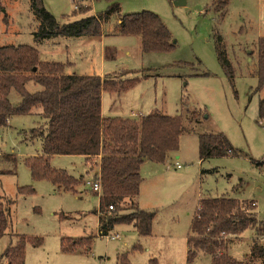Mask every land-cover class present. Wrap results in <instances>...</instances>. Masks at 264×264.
<instances>
[{"label": "rangeland", "instance_id": "374dc122", "mask_svg": "<svg viewBox=\"0 0 264 264\" xmlns=\"http://www.w3.org/2000/svg\"><path fill=\"white\" fill-rule=\"evenodd\" d=\"M184 1L117 0L120 15L151 11L170 31L172 49L147 53L141 50L139 36L117 33V13L102 21L101 33L37 41L33 32L38 21L30 1L0 0V46L30 45L38 50L40 60L65 63L66 73L118 76L124 72L120 76L124 82L149 74L119 93L102 90L103 114L132 119L152 113L177 115L187 128L178 136L177 150L165 161L146 160L140 165L137 204L156 212L151 233L138 237L130 224L119 223L106 237L97 234L99 195L86 184L94 180L97 167L91 169L80 155L48 158L50 167L77 180L74 191L58 188L47 177H33L26 158L41 155V140H24L21 130L37 127L43 120L37 112L9 118L0 127V209L6 220L0 253L15 243L18 234L40 242L25 243L24 264H118L122 254L130 264H151V259L155 264H185L190 216L205 197L253 200V211L264 226V120L256 118L264 90L249 96L256 85L251 53L258 36H264V0H230L221 20L212 11L211 0ZM42 2L59 26L81 16L78 6L89 7L86 14L104 18L110 3ZM216 30L233 68L231 80L217 60ZM26 89L34 92L40 86L29 81ZM9 99L16 104L20 97L11 90ZM191 112L197 118L190 120ZM203 133H222L240 154L199 161L198 136ZM176 163L182 168L175 169ZM24 187L31 192L20 193ZM254 231L247 228L232 236L227 252L241 259ZM115 235L119 238L109 239ZM81 238L85 242L77 250H62L66 240ZM208 259L201 253L195 262L206 264Z\"/></svg>", "mask_w": 264, "mask_h": 264}, {"label": "trees", "instance_id": "16d2710c", "mask_svg": "<svg viewBox=\"0 0 264 264\" xmlns=\"http://www.w3.org/2000/svg\"><path fill=\"white\" fill-rule=\"evenodd\" d=\"M30 10L38 21L33 37L37 41L51 37H79L101 33L102 21L118 13L117 0L110 3L104 18L86 14L89 7L78 6L81 16L62 26L43 6L42 0H29ZM230 0H211L210 7L218 19H223ZM117 33L137 35L143 52H167L174 47L170 31L161 18L147 10L118 15ZM217 60L231 80L233 68L223 52L224 41L216 30ZM252 52V51H251ZM256 85L249 89V96L264 90V36H258L254 52ZM250 55V58L252 57ZM65 63L40 60L38 50L27 44L0 46V127L14 115L37 112L43 124L21 130L24 140H41V155L26 158L33 177H47L60 189L74 191L78 183L64 170L52 168L48 158L53 155H80L98 172L99 180L97 234L107 236L114 225L130 224L138 236L151 233L156 212L138 207L137 197L141 182L140 165L143 160L163 162L170 152L178 148V136L186 131L181 116L152 113L132 119L129 117L103 116L101 92L119 93L131 87L138 78L123 81L120 76L66 73ZM130 71V70H128ZM127 71V72H128ZM132 72H134L132 70ZM31 81L40 89L29 92L26 84ZM14 90L20 97L12 104L9 93ZM260 95V94H259ZM197 118L191 112L190 120ZM257 121L264 120V93L258 98ZM240 153L222 133H203L198 136L200 160L214 156H238ZM31 192L28 187L20 193ZM112 206V209H109ZM254 201L219 196L199 199L186 236L185 264H196L201 253L208 255L206 264H264V240L252 237L248 251L241 259L228 252L231 237H237L247 228L262 235L264 226L257 219ZM4 210L0 209V237L6 223ZM13 245L0 253V262L24 264V245L29 240L33 246L37 239L16 235ZM264 237V235L262 236ZM87 240L89 248L90 241ZM91 240V239H90ZM62 250L74 251L85 242L83 239L66 240ZM118 264H130L126 255L118 256ZM155 264L154 259L150 260Z\"/></svg>", "mask_w": 264, "mask_h": 264}, {"label": "built area", "instance_id": "2783aa9c", "mask_svg": "<svg viewBox=\"0 0 264 264\" xmlns=\"http://www.w3.org/2000/svg\"><path fill=\"white\" fill-rule=\"evenodd\" d=\"M175 167L176 168H180L181 165L176 163ZM86 184L89 185L90 189L93 192H95V193H97L99 195V193L101 191V184H100V181L98 179L97 180H93L92 182L86 181ZM109 209H112V206H109ZM116 237H117L116 235L115 236H110L109 239H114ZM252 237L257 239V240H259L260 242L264 240V237H262V235H259L257 233H253Z\"/></svg>", "mask_w": 264, "mask_h": 264}, {"label": "crops", "instance_id": "0c3cea01", "mask_svg": "<svg viewBox=\"0 0 264 264\" xmlns=\"http://www.w3.org/2000/svg\"><path fill=\"white\" fill-rule=\"evenodd\" d=\"M101 95H102V94H101ZM101 114H102L103 116H109V115H104L103 112H102V110H101ZM130 114H133V113H130ZM139 118H140V117H139ZM139 118H138V119H139ZM145 161H146V160H143V162H145ZM199 161L203 162V160H200V159H199ZM143 162H142V163H143ZM181 168H182V167H180V168H176V167H175V169H181ZM97 172H98V169H97V171H96L95 173H97ZM201 172H202V171H201ZM140 184H141V183H140ZM97 195H98V194H97ZM137 199H138V197H137ZM192 215H193V214H191L190 219H191ZM189 222H190V221H189ZM116 236H117V235H116ZM137 236H138V235H137ZM138 237H139V236H138ZM117 238H119V237L117 236V237L114 238V239H117ZM114 239H112V240H114Z\"/></svg>", "mask_w": 264, "mask_h": 264}, {"label": "water", "instance_id": "95a60500", "mask_svg": "<svg viewBox=\"0 0 264 264\" xmlns=\"http://www.w3.org/2000/svg\"><path fill=\"white\" fill-rule=\"evenodd\" d=\"M180 3H184L185 1L184 0H179Z\"/></svg>", "mask_w": 264, "mask_h": 264}]
</instances>
